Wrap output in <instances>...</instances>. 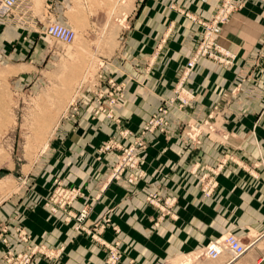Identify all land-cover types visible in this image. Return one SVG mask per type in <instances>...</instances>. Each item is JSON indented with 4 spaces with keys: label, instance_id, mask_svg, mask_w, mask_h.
Here are the masks:
<instances>
[{
    "label": "crops",
    "instance_id": "obj_1",
    "mask_svg": "<svg viewBox=\"0 0 264 264\" xmlns=\"http://www.w3.org/2000/svg\"><path fill=\"white\" fill-rule=\"evenodd\" d=\"M92 1L98 5L97 0ZM106 2L100 0V4ZM121 2L125 10L123 24H119L121 35L96 72L104 80L111 78L124 85L118 113L136 132L161 99L171 95L174 81L201 36L202 28L178 8L209 19L221 0ZM83 5L81 0H25L16 12L20 14L29 6L25 26L0 20V167L13 170L18 164L13 159L15 100L22 94L33 98L36 72L58 78L65 72L60 69L51 74L52 57H46L47 39L41 38L39 28L53 19L79 30L88 29L92 22L87 21ZM263 33L264 2L247 0L231 14L217 38L221 46L236 51L234 65L225 67L200 57L184 80L192 97L182 110L174 108L170 115L171 135L150 133L146 137L150 144L140 157L136 193L131 195L128 187L115 181L95 202L91 219L105 207L113 208V220L121 227L123 264H178L180 259L174 258L190 254L200 256L193 264H264V70L246 71L244 81L240 70L246 59L255 55ZM238 82L242 84L236 85ZM25 83H29V91L23 89ZM62 92L65 89L60 86H44L41 93L45 98ZM83 112L77 122L60 117L40 160L35 165L18 166L36 189L49 190L52 177L60 175L93 192L96 177L105 169L104 163L94 160V147L111 132V124L102 117L90 120L85 105ZM205 120L211 127L198 129ZM220 160L223 164H219L216 186L210 196L202 197L198 176L204 165H216ZM3 177L14 180L12 173ZM26 191L5 201L0 199V220L14 221L25 205L31 209L24 217L31 231L58 232L52 216L32 201L25 203ZM151 191L170 198L167 211L161 212L146 200ZM228 231L250 242L242 255L234 258L224 252L211 258L201 253L206 244ZM103 256L102 250L92 249L90 262L67 264H105Z\"/></svg>",
    "mask_w": 264,
    "mask_h": 264
},
{
    "label": "rangeland",
    "instance_id": "obj_2",
    "mask_svg": "<svg viewBox=\"0 0 264 264\" xmlns=\"http://www.w3.org/2000/svg\"><path fill=\"white\" fill-rule=\"evenodd\" d=\"M121 1L107 0V5H104L100 4V0H97L98 5H95V1L81 0L87 10V21L92 23L88 29L83 30L64 23L73 29L74 38L71 43H63L45 34V27L48 23L59 21L48 20L44 26L39 28L41 38L47 39L44 51L48 50L49 55L46 57H52L50 58L52 65L49 68L51 74L60 71V69L65 70V72L63 77L59 78L49 77L48 73L44 74L42 71L36 72L34 79L35 94H29L33 98L26 97L27 94H22L18 101L15 100L12 114L17 121V134L13 146V159L18 164L13 170L0 167V177L9 173L14 174L13 181L6 177L0 178L7 180L5 185H0V199L5 201L9 197H17L22 191L27 190L25 203L32 201L34 206L40 207L49 217L52 216L51 218L55 220L53 224L59 228V231L50 234L42 232L37 234L31 231L24 221L27 214L25 212L31 211V209L25 205L21 206L18 215L14 216V221L0 220L1 264L90 262L92 249L98 252L103 251L105 264H123L124 250L119 236L121 227L113 220V208L105 207L93 219L90 218V215L93 212L95 202L102 199L112 182L118 181L124 184L128 190L130 189L131 195L136 193L135 182L141 174L138 170L140 157L150 144L146 137L150 133H161L167 137L171 135L169 123L170 115L174 110V103L171 102V98L186 96L185 93L181 92V89L184 88V80L187 75H183L182 72L174 81L171 87V95L161 99L162 102L144 120L140 129L133 132L124 124V119L117 109L119 101L123 97L124 85L111 78L104 80L101 74L96 72L98 65L101 64V59L110 55L121 35L120 25L123 24L121 18L124 12ZM23 3L25 0L21 4ZM221 3L222 0L209 19H203L185 9L178 8V11L202 28L201 36L190 57L194 55L206 57L217 65L230 67L236 62L237 53L221 46L217 38L228 18L238 10L228 15L218 31L208 30L201 23L212 20ZM22 13L17 14L22 19L18 20L19 24L2 15H0V20L3 24L11 23L23 27L27 24V19L26 14L22 16ZM35 26L37 25L35 24ZM240 70L243 71L242 76H244L241 81L246 80L248 75L245 74L246 71L249 73L252 70H264V33L255 55L246 59ZM26 83L23 84V89L29 91L30 85ZM240 84L242 83L238 82L236 85ZM44 86H60L62 90L65 89V93L62 92L60 95L48 94L44 98L41 93ZM85 88L89 91L88 96L85 94ZM64 95L66 99L62 101ZM190 96L192 97V95ZM86 99H89L87 105ZM34 100L38 102L32 106ZM84 105L90 120L95 121L102 117L111 124V132L99 140L94 147L93 158L99 163H104L105 169L96 177L93 192L88 193L81 185L69 183L60 175L52 177V185L49 190L42 192L36 189L34 184L28 182V176L19 172L18 166L27 163L35 165L47 148L49 135L59 118L63 116L72 122H77L81 114L84 113ZM182 108L178 110H182ZM208 125L209 122L205 120L198 124V129L203 126L208 127ZM209 126L211 127V125ZM219 164H223V161L220 160L216 165L206 164L203 171L207 167H216ZM145 198L158 207L161 212L167 211L166 205L169 203V197L163 198L159 192L151 191L147 193ZM75 203L79 204L76 205ZM78 246L84 249L77 251ZM93 258V261H97L100 255ZM198 258L200 256H196V254L184 255L178 264H193V261ZM196 260L194 262L198 261Z\"/></svg>",
    "mask_w": 264,
    "mask_h": 264
},
{
    "label": "built area",
    "instance_id": "obj_3",
    "mask_svg": "<svg viewBox=\"0 0 264 264\" xmlns=\"http://www.w3.org/2000/svg\"><path fill=\"white\" fill-rule=\"evenodd\" d=\"M22 1L23 0H0V15L4 16L6 19L15 20V22L19 24L18 20L22 19L21 16H17V13H15V11H17V9H19V7L22 5ZM246 1L247 0H222V3L218 7L213 19L207 22L202 21L201 23L208 30L218 31L221 29V26L227 19L228 15L235 10H240L245 5ZM259 1L264 2V0ZM27 10L28 8L23 10V13L21 15L24 16ZM45 34L50 38L59 40L63 43H71L74 38L73 29L61 22L48 23L45 27ZM199 58L200 57H197V55L189 57V59L186 61L183 75L189 74V72L195 66L196 61ZM181 92L185 93L186 96H175L171 98V102L174 103L175 109H180L184 107L187 104L188 99L191 98V93L187 88L184 87L183 89H181ZM219 168L220 165L216 167H207L205 171L199 174V180L201 183L200 190L202 193V197H208L211 195L217 183L215 177L219 172ZM194 170L195 167L192 169V171ZM249 245L250 242L245 243L241 241V239L233 232L228 231L206 244L203 247L201 253L207 257L215 258L221 253L229 252L232 257L235 258L242 255L249 247Z\"/></svg>",
    "mask_w": 264,
    "mask_h": 264
},
{
    "label": "bare ground",
    "instance_id": "obj_4",
    "mask_svg": "<svg viewBox=\"0 0 264 264\" xmlns=\"http://www.w3.org/2000/svg\"><path fill=\"white\" fill-rule=\"evenodd\" d=\"M123 11V10H122ZM125 11V10H124ZM124 16V15H123ZM124 18V17H123ZM63 65V64H62ZM64 66V65H63ZM74 67V66H73ZM62 68V67H61ZM108 113V112H107ZM4 152V151H3ZM1 161V160H0ZM2 163V162H1ZM3 164V163H2ZM7 180H3V179H0V185L3 186L5 185L7 182ZM10 184V183H9ZM13 185V184H12ZM14 187V186H13ZM181 257H176L174 258V260H177V259H180Z\"/></svg>",
    "mask_w": 264,
    "mask_h": 264
}]
</instances>
